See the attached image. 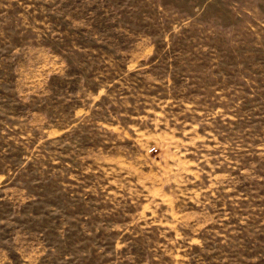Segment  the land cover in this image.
Wrapping results in <instances>:
<instances>
[{
    "label": "rangeland",
    "instance_id": "rangeland-1",
    "mask_svg": "<svg viewBox=\"0 0 264 264\" xmlns=\"http://www.w3.org/2000/svg\"><path fill=\"white\" fill-rule=\"evenodd\" d=\"M0 264H264V0H0Z\"/></svg>",
    "mask_w": 264,
    "mask_h": 264
}]
</instances>
